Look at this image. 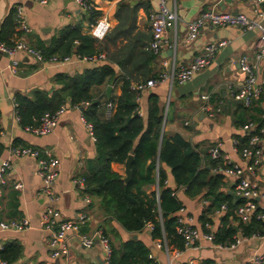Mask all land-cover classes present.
I'll use <instances>...</instances> for the list:
<instances>
[{"label":"crops","instance_id":"1","mask_svg":"<svg viewBox=\"0 0 264 264\" xmlns=\"http://www.w3.org/2000/svg\"><path fill=\"white\" fill-rule=\"evenodd\" d=\"M220 1L166 0L167 7L175 12L176 20L167 27L165 45L150 64L145 63L144 55V47L151 38L148 14L158 8L159 0H91L93 11L98 13L94 22L105 19L109 23L106 37L101 43V46L105 47V51L101 52L104 58L95 62L75 59V54H72V59L68 62L47 63L39 62L23 52L14 55L0 52V165L2 160L9 158L12 146L49 151L58 162L54 192L57 196L55 206L59 211V219L68 220L77 212H84L87 220L81 225L80 232L86 233L101 228L106 232L113 249L119 248L128 240L142 242L148 247L149 257L155 264H183L189 259H195L196 264H247L255 252L264 254V238L254 235L242 236L239 231L237 236H240L241 240L234 247L220 246L213 240L200 237L190 247L183 249H178L164 238H152L150 224L140 231L127 232L116 220L101 214L97 203L83 194V184L78 182L85 170V160L95 156L94 140L87 132L82 120L83 113L78 105L63 104L65 108L57 125L41 136L33 135L24 129L16 108L19 96L32 98L36 91L53 93L59 87L56 80L58 75L74 76L82 73L84 69L110 63L115 70V79L91 88L93 100L104 102V96L109 98L120 95L122 80L129 77V73L134 76H143L145 72H148L150 77L160 75L172 65H188L207 43L226 40L227 44L215 53L210 64L197 71L189 81L178 84L168 79L156 80L152 86L141 91L137 101L138 111L142 115L146 110L149 94L158 95L164 109L163 134L167 137L180 134L201 153L205 151L207 154L210 147L220 143L221 155L227 156L237 164L242 169L244 178L257 180L263 195L255 199L258 204H264V134L258 144L260 161L255 168L249 169L247 159L233 143V139L242 133L235 114L237 107L242 104L228 95L231 86H239L245 79L246 74L240 68V59L247 58L251 62L255 60L260 29L205 26L195 40L190 43L183 41L187 24L207 8L216 6L222 11L255 17L247 0L223 1L222 5H219ZM16 5L22 7L29 28L24 38L35 47L51 44L52 39L57 37L61 30L74 27L78 23L82 25V34L92 35L88 29L91 23L89 12L82 10L76 0H47L45 4L32 0H0V27L7 16L14 13ZM117 9L119 18L116 15ZM13 21H16L15 17ZM258 21L264 26V16ZM16 29L14 25L11 34L4 33L9 41L16 38ZM12 60L16 61L14 70L10 68ZM256 86L261 91L262 100L256 101V98L250 106L259 108L262 112L254 110L251 113H259V116L264 118V56L257 64ZM108 87L110 90L106 93ZM203 93H209L212 106L219 107L214 118L207 117L200 110V96ZM87 104L88 102H85L84 106ZM10 163L6 182L0 183V220H8L7 191L14 189L13 181H19L21 189L16 190L19 194V210L22 217L28 219L30 227L22 231H0V249L8 242L19 244L21 254L15 264H106L101 245L95 243L90 248L81 246L76 232L68 234V255L51 257L48 244L50 232L42 227L40 222L47 201L40 194L42 180L37 173V159L26 155L11 158ZM111 167L119 174L125 175L124 164L112 162ZM223 180V189L233 193L236 176L224 172ZM168 182L172 183L169 179ZM156 189V183L145 187L148 194ZM86 196L89 197V202L84 200ZM176 197L181 201L180 208L183 211L179 212L178 209L175 217L182 215L192 227L204 233L199 221L204 199L199 196L188 197L182 188L176 191ZM220 213L211 215L212 224L207 226L211 232H215L220 226ZM134 258L135 255L131 256L130 262H133Z\"/></svg>","mask_w":264,"mask_h":264},{"label":"trees","instance_id":"2","mask_svg":"<svg viewBox=\"0 0 264 264\" xmlns=\"http://www.w3.org/2000/svg\"><path fill=\"white\" fill-rule=\"evenodd\" d=\"M120 6L121 3L118 8ZM116 15L119 18L118 9ZM88 16L89 21L94 23L98 13L91 11ZM13 17L16 21H13ZM14 25L17 27L16 38L9 41L5 35L11 34ZM18 26L19 20L14 11L0 27V42L13 45L16 39L24 36L25 33L19 31ZM81 28L82 25L78 23L74 27L61 30L58 36L52 39L51 44L32 46L40 50L45 60L53 55L59 58L72 54L91 56L105 51L101 43L106 34L99 39L90 34H82ZM149 42L144 47L146 64H150L156 56L148 48ZM148 75V72L143 76L129 73V77L122 80L120 95L109 98L104 96V102L93 100L91 88L115 79V70L110 63L84 69L82 73L74 76L58 75L56 80L59 87L53 93L36 91L32 98L18 97L16 108L20 123L24 127L35 126L42 115L54 112L63 104L78 105L85 120L92 124L95 136V156L85 160V170L81 175L84 179L83 194L97 203L103 216H110L127 232L140 231L150 224L152 238H164L178 249L185 248L183 239L176 233L175 212L182 203L173 194L182 188L188 197L199 196L204 199L199 221L205 234H213L215 244L229 246L238 231L242 236L263 234L264 223L254 218L243 223L237 218L235 209L244 199H237L233 193L223 189L222 171L228 165L222 158L213 159L205 151L201 153L180 134L170 137L163 134L164 109L158 95L149 94L147 108L142 115L139 114L137 94L130 84L147 80L148 77L159 80V75ZM260 100L261 91L256 101ZM85 102H88L86 106ZM108 104L111 105L109 115L106 114ZM254 110L262 112L259 108L243 105H239L235 111L239 127L248 122L255 124L252 131H243L237 135L236 147L239 152L248 147L252 135L263 137L259 129L264 127V118H261L259 113H251ZM129 155L132 156L131 178L125 182L123 175L112 169L111 163L124 164ZM168 179L172 183H169ZM154 183L157 184V189L148 194L145 187ZM222 205L226 208L221 210L219 215L220 226L215 232H211L207 229L213 221L211 215L219 211ZM6 206L8 220L22 217L18 191L11 188L7 191ZM20 254L21 246L14 241L8 242L0 249V260L15 264ZM133 255L135 258L130 262L129 258ZM149 255L150 251L145 244L128 240L119 248H112L110 264H155Z\"/></svg>","mask_w":264,"mask_h":264},{"label":"built area","instance_id":"3","mask_svg":"<svg viewBox=\"0 0 264 264\" xmlns=\"http://www.w3.org/2000/svg\"><path fill=\"white\" fill-rule=\"evenodd\" d=\"M37 3L45 4L47 0H32ZM82 10L93 11V5L91 0H76ZM251 6V10L254 14V18H249L244 13L233 14L231 12L219 10L216 6L203 10L196 18L191 20L187 24L186 33L183 37L185 43H190L197 38L201 30L205 26L221 27V26H235L243 29H253L258 27L260 29V36L257 43V52L254 61H249L247 58L240 59V68L246 74L243 83L239 86H231L228 91V95L231 99L238 101L245 107H249L253 100H255L260 93V89L256 86V70L258 61L264 56V26L259 23V19L264 16V0H247ZM16 16L19 20L18 30L22 33H27L29 28L25 22L22 7L20 5L15 6ZM149 23L151 27L152 37L149 42L148 48L155 54L163 48L166 42V29L176 20V14L171 11L167 5L166 0H159L157 9H153L148 14ZM109 28V23L105 19H100L94 23L88 25L89 32L97 38H102ZM227 44L226 40L212 41L203 46L198 54H196L188 65H172L169 70H165L159 75V80H170L171 82H177L183 84L189 81L194 74L208 66L213 59L215 53ZM0 52L7 55H14L18 52H23L35 58L39 62L47 63H63L72 59V56H65L59 58L55 55L45 60L40 50L30 45L24 36L15 40L13 45H6L0 42ZM75 59L95 62L104 58L103 53L94 54L91 56H79L75 55ZM16 67V61L12 60L10 68L13 70ZM156 81L153 79L138 80L131 82L130 87L137 94V101L139 100L140 92L145 88L152 86ZM201 105L200 110L209 118H214L219 110V107L212 106L210 103V94L203 93L200 96ZM17 105V104H16ZM64 106L61 105L57 110L52 113H45L41 116L39 123L35 126H25L24 129L36 136L47 134L58 123L60 115L64 111ZM111 112V105H107L106 114ZM140 114V112H139ZM83 122L85 123L89 136L95 140L93 126L87 122L83 116ZM255 128V124L248 122L241 126V131H252ZM259 133L264 134V127L259 129ZM258 135H252L248 141V147L243 148L240 153L247 159L249 169L255 168L260 161V147L258 146L260 140ZM233 143L237 146V139H233ZM238 150V149H237ZM208 154L213 159L222 158L225 164L228 165L223 169V173H229L236 176L234 182L233 194L237 199H244V202L239 204L235 209V214L239 221L245 223L254 218L264 223V204L260 205L256 202L257 197L263 195V191L258 186L257 180H248L243 177L242 169L227 156H222L220 153V143H215L208 149ZM30 155L37 159L38 169L37 173L40 175L42 185L40 188L41 196L47 201L42 214L41 225L50 232L48 244L51 248V257L57 258L60 256L68 255L67 238L70 232H76L78 242L85 248H90L95 243H99L104 252V261L106 264H110V258L112 254V247L108 236L101 228L93 229L90 232L82 233L79 231L81 225L87 220L86 213L77 212L72 218L68 220L59 219V211L56 208L57 196L54 192V183L58 176V162L57 159L47 150H40L31 147L12 146L9 151V158L2 160L0 165V183L6 182V177L11 168L10 159L20 156ZM157 175V174H156ZM78 182L83 184L84 179H78ZM12 186L15 190L21 189V183L19 181H13ZM176 195V192L173 193ZM89 202V197L84 199ZM226 208L225 205L221 206V209L216 212H221ZM183 209L179 208V212ZM30 227V223L27 218L21 217L20 219L12 220H0V231L15 230L22 231ZM176 233L183 239L184 247L188 248L200 237H204L207 240H213L212 233H201L182 215L176 216ZM264 238L263 234L256 235ZM241 240L240 236H236L234 241L227 247H234ZM219 245V244H218ZM222 246V245H220ZM4 261L0 260V264H4ZM183 264H196L195 259H189ZM247 264H264V254L255 252L247 261Z\"/></svg>","mask_w":264,"mask_h":264},{"label":"water","instance_id":"4","mask_svg":"<svg viewBox=\"0 0 264 264\" xmlns=\"http://www.w3.org/2000/svg\"><path fill=\"white\" fill-rule=\"evenodd\" d=\"M223 1L229 2L230 0H221L219 2V5H222ZM236 14V13H233ZM110 90V87L107 88L106 93H108ZM132 161V156L129 155L127 157V159L124 161V171H125V175L122 177V179L127 182L130 178H131V169H130V164Z\"/></svg>","mask_w":264,"mask_h":264}]
</instances>
